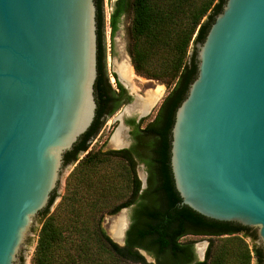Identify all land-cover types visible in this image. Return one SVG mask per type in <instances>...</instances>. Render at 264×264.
Returning a JSON list of instances; mask_svg holds the SVG:
<instances>
[{
  "label": "water",
  "instance_id": "1",
  "mask_svg": "<svg viewBox=\"0 0 264 264\" xmlns=\"http://www.w3.org/2000/svg\"><path fill=\"white\" fill-rule=\"evenodd\" d=\"M96 31L94 0H0V264H23L93 122ZM196 60L171 129L174 187L196 213L256 230L264 252V0H226Z\"/></svg>",
  "mask_w": 264,
  "mask_h": 264
},
{
  "label": "trees",
  "instance_id": "2",
  "mask_svg": "<svg viewBox=\"0 0 264 264\" xmlns=\"http://www.w3.org/2000/svg\"><path fill=\"white\" fill-rule=\"evenodd\" d=\"M94 2L95 116L89 129L63 156V166L77 164L68 177L61 202L42 221L31 264H145L140 250L151 256L154 264H263L262 247H250L246 242L258 239L256 230L208 219L181 204L170 168L171 145L165 139L171 133L177 108L197 76L196 46L203 43L226 0H114L111 4L108 24L112 53L119 24L128 14V53L135 74L170 88L163 102L164 118L159 130L163 137L159 172L156 174L146 163L153 180L159 177L160 181L156 189L150 187L141 194L131 160L121 152L87 151L89 138L101 126L103 105L118 100L124 91L115 73V87L109 82L104 2ZM120 106L121 102L108 115ZM82 153L86 154L79 160ZM55 198L54 192L41 214H47ZM133 205L125 244L119 246L102 229V216L115 215ZM188 236L210 239L202 261L196 258L195 242L184 240Z\"/></svg>",
  "mask_w": 264,
  "mask_h": 264
},
{
  "label": "rangeland",
  "instance_id": "3",
  "mask_svg": "<svg viewBox=\"0 0 264 264\" xmlns=\"http://www.w3.org/2000/svg\"><path fill=\"white\" fill-rule=\"evenodd\" d=\"M113 1L114 0H103V2H104L103 8H104V15H105L104 35H105V42H106V69H107V73L109 75V82H110V84H112V87H115V80L112 77V73L116 72L115 71L116 62H121L122 58L126 57L129 61V63L131 64L130 56L128 53V26L130 23V16L128 14L125 15L119 24V29H118L115 37H114L113 53H112L111 47H110L111 46V39H110V28H109V24H108V15H109V11H110L111 4L113 3ZM193 49H194L193 47L190 49V52H189L190 54H192ZM132 84L135 86V91H133L130 86H129V88L131 89V93L136 94V97L133 95L134 101L129 106L124 107L123 110L118 113L117 116L122 114L119 116L120 118H121V116L124 115V113L127 109L129 111L132 109L131 111H133V108L135 106H137L138 104H141L142 99L146 97V93L148 91L155 90L158 87H163L164 93L159 98L158 102L155 104V106L153 107V110H152V113L155 112L157 110V108L160 106L162 100L165 98V96L167 95V93L170 89V88H168V86H166L165 84H163L161 82L149 80V79L142 77V76H139L137 74H135V77L133 78ZM128 91L130 92L129 89H128ZM136 102L137 103L139 102V103L136 104L135 106H132ZM116 128H117V122L114 121V118H112L106 124L105 129H104L103 133L101 134V136L98 137L97 140L95 141V143L91 146V149L92 150H100L102 152H105L108 149H112V145H111L112 140L109 141V137L115 131ZM119 128L120 127H118V129ZM117 130H116V132H117ZM84 156H85V154H80L79 160H81ZM76 164H77V162L74 164H69V165L65 166L62 195L56 198L53 210H51L50 212H48L47 214H45L44 216H42L41 218H39L37 220L35 232H34V237H33V242H32V247L23 253V264H31V260H32V257L34 255V251H35V247H36L37 239H38V233H39V230L41 228L42 221H43L44 217H46V216L50 215L52 212H54L56 207L61 202L63 196L66 193V186H67L68 177H69L70 173L73 171ZM136 175L139 176L140 178L142 177L141 176V170L139 167H137V169H136ZM126 211H127L126 214L121 213V212H118L115 215H109L107 213L103 214L100 225H101L102 229L105 231V233L109 236V238H111L110 237L111 236L110 230L112 229L114 221H116L118 217H120L121 215L124 214L126 216L127 220L129 222H131L133 208L128 207ZM128 228L125 230V232H127ZM184 240H192L195 242L194 249H195L196 258L199 261H201V259L203 260L205 257L207 248L209 246V240L210 239L206 238V237L188 236ZM246 242L250 245V247H252L253 245H256L257 247L262 246L261 242L258 239L255 242H251L250 239H246ZM204 243H208V246L206 248H204L203 252H202L201 247H203L202 245ZM197 249H198V252H197ZM202 253L204 254L203 258L200 257L203 255ZM144 258H145V264H154L155 263L154 259L151 256L144 257ZM124 264H134V263L126 262ZM252 264H256L255 261H253Z\"/></svg>",
  "mask_w": 264,
  "mask_h": 264
},
{
  "label": "flooded vegetation",
  "instance_id": "4",
  "mask_svg": "<svg viewBox=\"0 0 264 264\" xmlns=\"http://www.w3.org/2000/svg\"><path fill=\"white\" fill-rule=\"evenodd\" d=\"M123 88L124 91L117 98L118 100L112 99L109 100V102L107 101L108 103L106 102L105 105H103L104 113L100 117V121L102 122L101 126L98 132L89 138V147L87 151L92 150L91 146L95 143L97 138L101 136V134L105 129L106 124L112 118H114V121L117 122V128L109 137V141L113 139L112 137H114L113 135L115 134L118 127L122 126L125 133L123 137V145L119 148H115L113 147L111 142L112 149H108L105 152H109V151L121 152V154L126 156L127 160H131V164L134 167L135 173L137 167L143 166V170L145 174V183H146V186L144 188L142 187L143 184L142 179L136 175L138 181L140 182L139 194H141L143 191L149 190L150 187L151 189H156L160 181L159 177H157L155 181L153 180L148 170V165L146 163L149 162L153 166L156 174L159 172V169L162 164L160 153L162 152L161 149L163 143L162 142L163 137L162 134L159 133V130L161 128L162 120L164 118V113L162 112V109L165 98L162 100L160 106L157 108L155 112L152 113L153 110L152 108L149 112L146 113V115H144L143 113L142 114L143 116H141V113H138L135 110L129 111L127 109L129 112L124 113V115L121 116L123 118V121H121L122 118H120L119 116L122 114L117 116L118 113L121 112L124 107L129 106L134 101V97H133L134 94L129 92L128 89L125 88L124 86ZM116 91L119 92L117 88ZM120 102H121V106L113 114L108 115V112H110L116 106V104ZM136 104L138 103L136 102L132 106H135ZM165 139L168 145L169 144L171 145L170 143L171 133L170 134L168 133L165 136ZM82 154H86V153H82ZM131 207L134 209V205Z\"/></svg>",
  "mask_w": 264,
  "mask_h": 264
},
{
  "label": "bare ground",
  "instance_id": "5",
  "mask_svg": "<svg viewBox=\"0 0 264 264\" xmlns=\"http://www.w3.org/2000/svg\"><path fill=\"white\" fill-rule=\"evenodd\" d=\"M115 71L118 74L120 80L129 88V86L132 88L133 91H135V86L133 83V78L135 77V72L131 64L129 63L128 59L126 57L122 58L121 62H116L115 65ZM131 91V89L129 88ZM164 93L163 87H158L155 90L148 91L146 93L145 98H141L142 102L141 104H138L133 108V110L137 111L138 113H145L149 112L155 104L158 102L159 98ZM132 110V109H131ZM130 110V111H131ZM129 111L126 110L125 113H128ZM122 118V117H121ZM124 129L122 126L117 130L115 133L113 139H112V145L115 148H119L123 145V137H124ZM128 222L126 216L123 214L120 217L117 218L116 221H114V224L112 226L111 231V237L116 240L120 241L121 238L124 235V232L127 228ZM201 251L203 252V249L205 248V245H202ZM203 254V253H202Z\"/></svg>",
  "mask_w": 264,
  "mask_h": 264
},
{
  "label": "built area",
  "instance_id": "6",
  "mask_svg": "<svg viewBox=\"0 0 264 264\" xmlns=\"http://www.w3.org/2000/svg\"><path fill=\"white\" fill-rule=\"evenodd\" d=\"M110 11H111V8H110ZM110 11H109V15H108V22H109V17H110Z\"/></svg>",
  "mask_w": 264,
  "mask_h": 264
}]
</instances>
